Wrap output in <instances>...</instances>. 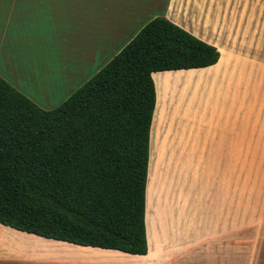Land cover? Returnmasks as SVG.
<instances>
[{
	"label": "crops",
	"instance_id": "crops-1",
	"mask_svg": "<svg viewBox=\"0 0 264 264\" xmlns=\"http://www.w3.org/2000/svg\"><path fill=\"white\" fill-rule=\"evenodd\" d=\"M94 2L0 0V76L38 106L55 108L91 78L93 67H103V55H112L108 62L157 16L215 46L219 59L152 73L146 254L44 238L0 223V230L30 243L14 242L11 252L10 233L8 239L0 231V263L264 264V202L237 207L235 176L236 150L251 149L237 147V134L246 135L237 126L246 125L264 100L262 0H100V11H93ZM167 72L179 74L167 79L175 88L160 104L154 75Z\"/></svg>",
	"mask_w": 264,
	"mask_h": 264
},
{
	"label": "trees",
	"instance_id": "trees-1",
	"mask_svg": "<svg viewBox=\"0 0 264 264\" xmlns=\"http://www.w3.org/2000/svg\"><path fill=\"white\" fill-rule=\"evenodd\" d=\"M219 56L157 16L55 108L38 106L0 76V223L146 254L152 73L210 66Z\"/></svg>",
	"mask_w": 264,
	"mask_h": 264
},
{
	"label": "rangeland",
	"instance_id": "rangeland-1",
	"mask_svg": "<svg viewBox=\"0 0 264 264\" xmlns=\"http://www.w3.org/2000/svg\"><path fill=\"white\" fill-rule=\"evenodd\" d=\"M257 1L259 2V0ZM263 1L264 0H262L261 12H262V18L264 20ZM100 9L103 10V3L100 4V0H97V2L93 3V11H100ZM98 26H99V15H97L96 18L93 17V31L97 30ZM107 55L108 56L103 55V64H102L103 66L107 63L108 60L107 57L110 58L112 56L111 54H108V52ZM97 69H98L97 67L92 68L91 78L96 74ZM163 74L164 76H162V73H158L154 75L156 82L158 81V79H162V78H166V81L168 79V81L170 82L172 77H175L179 73L167 72ZM81 86H79L77 89H79ZM46 109H51V108H46ZM244 121L246 122V125L237 126V132H242L245 133L246 135L239 136L237 134V147L245 146V147H251V149H237L235 152L237 207L255 206V205H259L261 201L264 202V100L261 101L258 109L253 110V117L251 118V120H244ZM247 122H251V125H248ZM22 243L25 244L24 242ZM67 246H71V245H67ZM14 247H11V252L14 251L15 249ZM67 248L71 249L74 247L71 246ZM0 264H10V263H0ZM259 264H262V261H259Z\"/></svg>",
	"mask_w": 264,
	"mask_h": 264
},
{
	"label": "bare ground",
	"instance_id": "bare-ground-1",
	"mask_svg": "<svg viewBox=\"0 0 264 264\" xmlns=\"http://www.w3.org/2000/svg\"><path fill=\"white\" fill-rule=\"evenodd\" d=\"M158 80H159L160 91H161V93H162V95H163V96L161 97V101H160V104H161L162 101H163V99L165 98V96H166L167 93L169 92V90H172V91L174 90V88H175V84H174V86H173L172 82H171V83H169L168 81H165V82H164V81H163L164 79H158ZM176 80H177V79H176ZM176 83H177V81H176ZM177 85H178V84H177ZM167 102H168V100H167ZM167 102H166V103H167ZM164 105H165V104H164ZM167 105H168V104H167ZM162 107H163V105H162ZM159 110H160V109H159ZM162 114H163V113H162ZM164 116H165V115H164ZM165 125H166V124H165ZM164 128H165V127H164ZM162 132L164 133V131H162ZM152 135H153V134H152ZM159 137H160V136H159ZM2 230H4V229H1L0 231H2ZM6 230H7V229L4 230V232H5V236H4V234H3V235L0 234V236H1V237L4 236L5 238L8 237V239H9V236H7L8 233H10L9 235H11V233H13V232H12V231H10V232H9V231L6 232ZM4 232H3V233H4ZM6 234H7V235H6ZM13 234H15V233H13ZM13 234L11 235V239H12V240H10V241H11V242H10L11 245L8 247L9 249H11V246L14 247V245H15V244H13L14 242H15V243L19 242V244L22 245V246H26V245L30 244V243H27V241H26V244H23L22 242L25 243V241L18 240L17 238L15 239V237L12 238ZM14 239H15V240H14ZM12 244H13V245H12ZM16 245L18 246V244H16ZM16 245H15V247H16ZM19 247H21V246H19ZM16 248H17V247H16ZM16 248H15V249H16ZM13 249H14V248H13ZM15 249H14V250H15ZM16 250H17V249H16Z\"/></svg>",
	"mask_w": 264,
	"mask_h": 264
}]
</instances>
